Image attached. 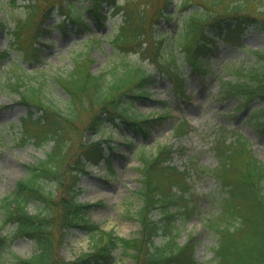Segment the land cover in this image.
<instances>
[{
  "label": "trees",
  "instance_id": "1",
  "mask_svg": "<svg viewBox=\"0 0 264 264\" xmlns=\"http://www.w3.org/2000/svg\"><path fill=\"white\" fill-rule=\"evenodd\" d=\"M24 1L26 7L21 13L24 18L18 16V25L11 32L16 42H20V32L27 30L36 15L39 21L33 37L38 39V35L45 32L43 23L52 11V6L41 9L37 5L39 0ZM64 1L70 19L84 22L78 0ZM89 1L91 6L86 11L93 12L96 19L101 18L104 3H113V0ZM141 1L130 0L115 8L122 19L113 43L122 47L138 45L147 34L145 49L154 52L153 62L160 61L155 63L156 67L163 70L177 90L183 81L179 56L182 62L200 70L203 61L199 57L212 52L217 39L230 42V36L242 34L249 25L264 30V19L256 20L246 12L252 0H235L230 5H224L225 0H210V3L200 0L192 8H188L190 0H181L175 9H171L175 0H163L158 9L150 8V0H143L144 5ZM147 4L149 10L144 9ZM262 7L264 9V4ZM148 12L150 15L146 17ZM31 50L36 52L33 45ZM253 53L255 61L250 67H239L234 72L236 81L223 85L227 96L242 100L241 108L255 99L264 103V51ZM5 57L7 52H1L0 59ZM29 57L34 62L40 61L37 53ZM91 63L89 56L79 54L73 58L72 69L65 75L45 78L66 94L63 109L47 98L44 80L27 76L24 68L15 63L10 67L14 81L8 78L7 86L19 96L20 103L35 110H29L21 118L23 140H31L36 147L50 143L51 146L44 159L25 167L26 176L16 183L10 196L1 200L4 210L0 215V264H63L59 245L72 227L86 230L90 250L80 254L72 264H113L116 251L122 258H131L133 264H196V244L188 239L180 244L177 237L179 227L197 215L204 228L215 237L212 248L215 264H264V164L252 156L248 142L241 136L229 143L219 136L214 139L211 149L218 164L213 169L203 170L191 162L190 166L177 170L169 165L170 146L158 145L148 154L138 150L142 167L136 196L140 205L132 213L140 226L137 236L123 238L90 221L88 205L78 200L76 170L83 169L86 161L98 163L102 158V142L81 144L84 152L77 159L80 167L76 170L68 167L67 174L65 172L71 145L69 135L79 130L77 122L81 115H91L86 128L98 133L107 124L118 127L117 123H121L133 134L141 133L144 137L148 126L156 121L138 113L134 107L137 99L148 97L146 88L152 83L150 71L125 61L109 68L107 74H92ZM32 79L36 80L32 82ZM102 114L107 119L106 124L101 121ZM252 118L256 122L264 118V106L255 110ZM181 125L175 127V136L183 132ZM108 146L112 147L110 143ZM194 175L212 176L226 194V197L216 198L219 212L211 217L202 214L198 201L187 189ZM30 202L35 203L34 215L28 212ZM153 212L157 213V218ZM7 225L13 227L2 234ZM16 237L33 241L35 252L27 259H18L10 253V243ZM157 237H162V241L155 244L153 239Z\"/></svg>",
  "mask_w": 264,
  "mask_h": 264
},
{
  "label": "rangeland",
  "instance_id": "2",
  "mask_svg": "<svg viewBox=\"0 0 264 264\" xmlns=\"http://www.w3.org/2000/svg\"><path fill=\"white\" fill-rule=\"evenodd\" d=\"M2 1L5 3H0V21L3 25L0 28V51L8 48L11 41L9 31L18 25V16L24 18L21 13L26 7L23 0H16L14 3H11V0H0ZM79 1V5L83 4V0ZM129 1L113 0V4L120 7ZM179 1L181 0H175L176 3ZM198 1L200 0H190L188 8L195 6ZM233 1L235 0H225L224 5H230ZM149 2L150 8L158 9L162 6L163 0ZM203 2L210 3V0ZM141 4L144 5L145 2L142 0ZM263 4L264 0H252L246 12L252 14L256 20L264 19ZM37 5L41 9L51 6L57 8V11L54 9L53 13L46 17L45 25L49 27V31L40 36L41 43H37L33 34L39 15L34 16L27 30L20 32V42L18 41L16 50L9 47L8 57L0 61V215L4 210L2 198L11 195L16 182L26 176L25 166L44 159L51 145L50 143L43 147H35L31 143H23L19 141L20 129L12 126V123L18 125L19 119L25 116L28 110L34 111L33 108L20 103L18 96L7 86V78H10L9 65L13 61L17 66L24 68V74L27 76L44 80L47 98L61 109L64 107L66 94L58 86H54L52 81H45V78L65 75L72 69L73 58L80 53L90 54L93 60L90 71L93 74L99 72L107 74L109 68L125 61L129 64L142 65L148 71L152 70L153 84L148 89V99H139L135 107L140 113L161 114L163 117L160 122L150 127L147 137L140 133L134 135L124 127L122 131L113 128L112 131L105 129L98 134L93 133L91 129L86 128L91 116L88 113L81 115L77 122L80 125L79 130L69 135L71 145L66 158V174L68 167L69 169L74 167L78 156L84 152V149H80L81 144L112 140L115 148L107 149L106 155H109L113 173L108 170L105 161L98 166L86 168L80 175L78 200L88 205L87 216L91 222L105 230H112L120 237L133 238L140 231L138 222L132 216L140 205L135 195L141 180L138 170L139 155L136 153L138 147L148 154L158 145L170 146L173 149L170 166L181 171L183 166H190V163L194 162L204 170L212 169L218 164L217 157L211 149L216 137L225 138L229 143L242 136L248 140L256 158L264 163V126L254 123L252 119L255 110L263 106V101L256 99L240 108L242 100L239 97L227 96L223 92L224 82L236 81L235 70L239 67L248 69L255 61L253 52L264 51V30L249 25L242 34L237 35L238 37L230 36V42L218 39L214 50L204 58L202 66L204 72L192 70L190 65H182L181 74L186 90L183 96L188 98L185 102L176 93L173 81L154 66V52L145 49L149 38L147 34L139 41L140 45L128 44L117 47L112 43L120 20L114 13L116 7L106 6L99 22L86 13L85 25L72 24L64 19L65 25L61 28L57 22L67 14L64 0H51L47 3L45 0H39ZM89 5L90 2L84 4ZM171 5V9L176 8V5ZM148 7L147 4L144 9L149 10ZM149 15L150 12L146 17ZM93 40L98 42H92ZM32 45L36 49L40 48L39 62L27 58L31 54L29 51ZM22 53L26 56L22 55L24 62L19 59ZM15 72L18 73V70ZM102 119L106 123L104 116ZM180 122L184 123V130L180 136H175V126ZM123 138L133 139V145L129 147L123 143ZM190 182L191 185H188L190 187L187 189L198 201L201 212L207 217H211L213 213L217 214L219 208L215 200L220 196L226 197V194L221 191L215 178L210 175L198 177L194 175ZM34 205L35 203H29L28 212L32 215L35 214ZM153 216L157 218V213L154 212ZM200 224L198 216L185 222L184 226L179 227L177 241L184 243L187 237L193 235L192 241L194 244L197 243L195 248L197 264H215L212 250L216 242L215 237ZM65 237L58 250L63 264H72L80 254L90 251L86 230L72 227ZM160 240L161 238H158L154 242L159 243ZM34 252L33 241L25 237L15 238L10 244V253L18 259H27ZM113 264H133V261L129 257L122 258L116 251Z\"/></svg>",
  "mask_w": 264,
  "mask_h": 264
}]
</instances>
